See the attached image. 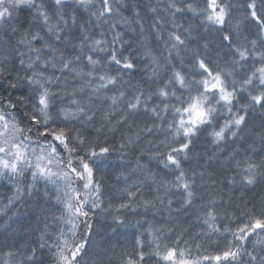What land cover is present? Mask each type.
Segmentation results:
<instances>
[{
	"label": "snow or ice",
	"instance_id": "6c2138e0",
	"mask_svg": "<svg viewBox=\"0 0 264 264\" xmlns=\"http://www.w3.org/2000/svg\"><path fill=\"white\" fill-rule=\"evenodd\" d=\"M119 3L120 0H51L53 10L50 11L46 0H0V86L5 87V94L0 96V178L10 183L15 181L9 204L19 200L25 190L31 194L38 180L55 185V199L61 210L53 219L68 225L71 234L59 229L54 239L49 237L51 242L42 236L39 247H30L24 257L27 264H44L40 256V249L44 248L48 249L53 264H80L88 241L76 237L82 224L85 233H90L92 226L87 218L96 209L115 210L114 222L125 225L121 212L136 211L135 204L129 200L103 207L102 186L95 172L113 151L119 150L122 158L132 151L142 132L166 133L152 145L155 151L149 154L171 171L174 179L157 180L155 173H148L157 184V191L164 189V195L144 200L140 206L145 212L164 210L171 216L173 211L186 212L202 199L199 189L203 186L205 171L189 172L183 167V161L190 159L198 134L211 128V143L217 146V151L207 156L212 161L222 151L221 145L253 135L247 131L250 116L259 113L264 117V0H203L202 4L200 0L195 3L168 0L162 9L158 4H149V11L154 14L149 27L157 39L163 38L161 28L170 25L165 52L159 57L151 49L144 52L150 60L145 71L156 84L154 90L151 85L147 90L140 84L130 85L123 78L126 71H135L137 65L131 55L119 50L128 41L116 29L121 24L133 23L139 25L141 33L145 29L139 13L129 18L117 6ZM78 8L88 13L83 22L78 21ZM26 10L31 14L30 19L21 21L20 13ZM161 11L170 19L161 16ZM185 12L200 19L204 32L218 33V39L197 37V40L203 39L202 45L189 48L194 39L193 25L186 27L176 18L178 13ZM105 25L107 31L103 28ZM248 25L254 26L255 38L242 33V26ZM73 27L79 28L78 36L72 35ZM91 28L101 30L100 38L92 34ZM108 32L112 34L111 40L107 39ZM213 43L227 52L223 64L211 57ZM188 52L191 57L185 61L182 53ZM13 60L18 61L23 76L19 75ZM174 60H179L180 68ZM112 65L117 66L115 74L110 70ZM49 68L54 71L48 72ZM168 71L170 75L161 77V72ZM74 79L83 83L77 84ZM154 98L159 103H152ZM104 102H107L106 108L102 107ZM17 110L21 112L20 117L16 115ZM141 116L151 120V126L146 124L140 128ZM25 119L27 124L22 126ZM73 122L81 127L69 126ZM87 126H92L96 139L89 140L82 134L81 128ZM123 129L127 133H121L117 149L107 142L108 133ZM101 135L103 141L99 140ZM255 139L264 151V131L256 133ZM239 151L234 149L229 153L224 164L235 169V174L227 177V183L231 188L239 187L240 202L229 205L230 214L226 208H217L218 200L212 197L200 205V214L196 217L206 226V237L218 235L226 241L223 249L215 255L192 258L190 250L179 247V239L174 245L164 243L170 229L150 226L147 249L137 237L135 251L124 254L120 264H152L153 261L155 264H204L205 261L264 264V240L257 239L248 247L251 236L264 237V196L258 203L245 199L246 189L251 190L264 181V157L259 161L251 156L237 159ZM137 167L147 166L138 163ZM26 172L31 173V183L25 189L21 178ZM77 181L83 182L82 190L73 186ZM216 182L213 180L212 184ZM132 187L135 186L124 192L134 198L141 189L135 187L133 191ZM173 189L181 197L179 207L175 208L173 200L166 199ZM219 199L223 202L222 196ZM225 219L228 224L235 223V229L218 223ZM6 255L14 257L16 253L9 251Z\"/></svg>",
	"mask_w": 264,
	"mask_h": 264
},
{
	"label": "trees",
	"instance_id": "16d2710c",
	"mask_svg": "<svg viewBox=\"0 0 264 264\" xmlns=\"http://www.w3.org/2000/svg\"><path fill=\"white\" fill-rule=\"evenodd\" d=\"M168 0H120V3L117 5L121 8L122 13L131 18V14L128 13V7L130 6H136L140 9L139 16L143 18L144 21V27L145 30L143 33L140 31L139 25L133 23L131 26L128 25H120L121 32L123 33V39L128 41V43L124 46V48L119 49V45H117V48L124 54V55H131L133 57L134 54L138 56H142V54H139V51H136L134 49L133 44H138L144 47H148V49L152 50L153 55L159 57V50H160V40L157 39L156 34L154 30H147L146 24L149 21L153 20L154 14L149 11V4L156 6L158 4L159 8H164ZM46 3L49 6L50 11H52L51 6V0H46ZM77 17L78 21L83 22L88 18V13L84 11L83 9H77ZM161 16L165 18L167 16L164 12L159 13ZM30 12L28 10L20 13L19 19L21 21H24L25 19H30ZM180 23H183L186 27L190 24L187 23L185 20L181 22L180 20H177ZM91 27V26H90ZM105 26H103L104 30L106 29ZM100 29L91 28V32H97L100 33ZM242 33L247 34L250 36L251 30L249 27H243L242 26ZM218 35V33H212V32H199L197 29L193 28V40L189 43V48L195 49L198 48L203 43V39H195L197 37H207L208 39H213L211 35ZM72 35L78 36L79 35V28L73 27L72 29ZM96 37V36H95ZM144 37H147V39H144ZM251 38V36H250ZM13 43L15 42V37L12 38ZM107 39L111 40V36ZM218 39V38H217ZM131 45L130 47L128 45ZM36 47H40V45H35ZM60 47H63L62 45H58ZM68 52H71V49L67 50ZM201 51H203L201 49ZM141 52V51H140ZM210 53H214V56L219 59V61H223L227 58V52L225 49H218L213 43L212 47L210 48ZM219 54V55H218ZM186 57L190 58L191 53L188 52L185 54ZM148 59V57H147ZM13 63L16 66L17 71L19 72V75L23 76V71L19 70L18 61L13 60ZM177 67V65H176ZM54 70L49 68L48 72H53ZM16 72H14V75ZM56 75H60L59 72L55 73ZM171 72H168V75H170ZM167 75V76H168ZM136 82H133L132 79L129 84H134ZM5 94V87L0 86V96H3ZM103 108L107 107V103L102 105ZM55 113V109L53 110ZM16 115L20 117L21 112L17 110ZM142 118V119H141ZM170 115L168 116V119H170ZM138 120V125L140 128H143L146 126H151V120H149L147 117L141 116ZM261 125L264 123V119L261 118V120H257ZM159 123V121H157ZM167 121H165V124ZM255 122H253L254 124ZM27 124V120L22 121V126ZM251 124V125H253ZM69 126H75V127H81L78 123L73 122V124ZM98 126V125H97ZM250 126H248L249 129ZM81 132L84 136L88 137V139H96L95 134L93 132L92 126L88 128H81ZM124 132L127 133V129H123L121 131H117L119 133V136L108 140L109 144L115 145L116 148H119V143L121 140V133ZM164 133V131H162ZM211 132V128H208L205 132L199 133L198 135H204L209 134ZM90 133H92L90 135ZM116 134V133H115ZM153 135L154 132L147 133L142 132L139 141L134 146L133 151L135 152H150L155 151V149L152 147L153 140L152 137L148 135ZM93 137V138H92ZM35 138V137H34ZM112 138V137H111ZM110 138V139H111ZM209 138L212 139L211 136ZM104 137L101 135L99 137L100 141H103ZM254 140V139H253ZM151 141L152 144H149L148 142ZM238 143L245 144L246 146H249V142L245 140H236ZM237 143V144H238ZM35 146V145H34ZM119 151V150H116ZM200 156L199 153H196L192 150L190 153V159ZM245 156H251L254 160L259 161L261 157H264V154L261 152H253V147L250 148L248 152H246L244 155H240L238 159H243ZM144 162L151 168L152 172L156 174V179H164V180H173L174 174L164 169L163 166L159 163L158 160L152 159L150 155L145 154L144 155ZM199 162V161H198ZM198 162H187L183 161V167L191 172L195 170L196 172H200L202 170V167L205 166L203 163ZM231 168H234L232 165H229ZM101 170V169H100ZM223 171L227 177L233 176L235 172H230V169H226L225 167L221 170ZM98 173V170L96 171ZM227 177L217 181L214 176H212V173L207 174L205 172V176L203 179V186L199 189L200 197L202 199H198L196 204L204 203L208 199L212 197H216L217 200L222 196L223 202L219 201L217 204V208L219 209H227L228 212L231 214L232 207H229V205H233L235 203H239L238 197L240 196V191H234L231 192L232 199L229 201V192L226 190L229 187L227 186ZM150 180V185L153 188L152 192L148 190V186L146 183L140 185L141 191L137 193V196L134 198L125 196V202H128L129 200H132V202L135 204L136 209L143 212V214L146 215L148 219L146 221L142 222L138 218H136V222L139 221V224L129 226L125 223V225H119L117 223L114 224H108L102 221L103 216L105 215V211H98L96 216L91 221V231L90 233H85L84 228L80 229V233L77 234V237L80 239H87L89 247H87L83 253H82V259L80 260V264H120V261L122 259V256L126 253H132L135 251L136 248V239L139 237L145 245V250L147 249V243L150 240V237L148 236V229L151 226L152 228H158L163 226L164 229L168 230L170 229V232H167V237L176 242L177 239H179L180 243L182 242L183 245H187L190 250V243L192 242L194 246H192V250L190 251V256L192 258H195L197 256H203V255H215L217 254L221 249H223L224 244L226 241L219 239L218 235H214L209 239L204 235L206 231V226L203 224L202 221H199V223L196 224V226L191 225L190 221L188 220V225L182 226L180 228V223L185 220L187 216H189L188 212L181 211V212H175L173 211L171 213V216H169V213L167 211L162 210L161 212L157 213L154 210H149L145 212L144 208L140 205L144 200H154V198L157 195H164V189L161 187L159 191H157V184L152 182L151 177H148ZM239 179V177H237ZM199 180V178H198ZM217 181L215 184H212V181ZM100 181V180H99ZM101 186L103 188V184L100 181ZM201 183V182H200ZM198 183V184H200ZM264 183V181H263ZM75 185H79L78 190H82V184L80 181H77ZM146 185V186H145ZM55 186V185H54ZM26 189V186H22ZM53 185L50 183H47L46 181L44 183H40L38 188L34 189L31 194H29L26 190L21 196L19 200H13L11 204H9V198L13 196L15 191V184L8 182L6 179L0 178V249L3 251L4 255L0 256V264H27V262L24 260V257L29 253L30 247H39V244L41 243V237L44 236L46 240L51 242L49 237L54 239V234L58 231V227H52L48 226L46 229L38 228L33 231L29 227L30 223L33 221L31 217V214L28 213V216H25V207L28 206L33 209L34 214L37 215V218L44 214L47 211L52 210V204L56 202V197L54 199L50 200V191L52 189ZM57 188V187H56ZM101 188V189H102ZM236 188H239L238 186ZM225 189V190H224ZM135 190V189H134ZM133 190V191H134ZM50 193V195H49ZM173 190L169 193V196L167 198H171L173 202L175 203ZM219 194L216 196V194ZM38 195L42 198V203L37 204L33 202V199L31 200V195ZM248 196H247V195ZM245 196L247 200L250 202H257L255 198L253 197H259V195L255 194L254 187L251 190L246 189L245 190ZM264 196V192L262 194ZM139 202V203H137ZM226 202V203H225ZM118 205L120 203L117 202H107L103 203V207H107L109 204ZM173 207L175 208L176 206ZM179 207V205L177 206ZM190 209H195L194 207H191ZM199 209V207H198ZM198 209H195L198 211ZM31 210V209H30ZM189 210V209H188ZM16 211V216L14 215V212ZM20 211L21 213H17ZM127 210H122L121 215L126 213ZM198 214L199 211H198ZM236 215L239 216V212H236ZM221 225H227L231 227L232 229H235L236 225L235 223L228 224V221L220 220L218 221ZM63 226V225H62ZM176 226L179 228V230H176ZM68 226L64 224V231L68 233ZM188 229V230H185ZM138 230V231H137ZM113 232L116 234V236L113 234ZM70 236L71 234L68 233ZM76 237V238H77ZM257 239L264 240V237H256L251 236L249 238V244L248 247L251 248L252 244L255 243ZM187 242V244H185ZM182 245V246H183ZM197 245H200L199 249L197 248ZM9 251L16 253L14 257H8L6 253ZM0 253V254H1ZM40 256L43 260V262L46 264L45 261H48L51 257L49 251L47 248L40 249ZM186 258H188L186 256ZM204 264H209V262L205 261ZM211 264H218L216 261H211Z\"/></svg>",
	"mask_w": 264,
	"mask_h": 264
},
{
	"label": "bare ground",
	"instance_id": "6f19581e",
	"mask_svg": "<svg viewBox=\"0 0 264 264\" xmlns=\"http://www.w3.org/2000/svg\"><path fill=\"white\" fill-rule=\"evenodd\" d=\"M188 2L195 3L196 0H188ZM202 2H203V0H200L201 4H202ZM181 6H183V5L181 4ZM128 13L131 14L130 15L131 17H133L136 13H140V9L136 6H130V8L128 7ZM176 18H177V20H180L181 22H183L185 20L187 23H190L191 25H193V28L197 29L199 32H204L203 28L200 26V19L198 17L193 16V14L191 12H185L182 14L178 13ZM165 19L168 20L170 18L168 16H165ZM151 22L152 21H149L146 24L147 30H150V31L152 30L149 27ZM169 27H170V25H164L161 28V32L163 33V38L159 39L160 40L159 54H161L162 52H165V47H166L165 46V40L167 39V29ZM248 27L251 30V33H250L251 38H255L254 26L248 25ZM105 28H106L105 31H107V26ZM144 29H145V27H144ZM116 30L117 31L121 30L120 25L118 26V28ZM92 34L94 36H96V38H100V36L97 32H92ZM218 35L212 34L211 37L213 38L215 36L216 38H218ZM107 36L108 37L112 36L111 32H108ZM37 45H39V44H37ZM128 46L130 47L131 45L129 44ZM133 47H134V49H136V51H139V54L140 55L142 54V56H138L136 54L133 55L132 58H133L134 62L136 63L137 67H136L135 71H131V72L126 71L124 73L123 78H124V80L129 81V83H130L131 79L133 82H136V83L130 84V85L140 84V85H143L146 90L149 88V85H151L152 90H154L156 87V84H153L152 81L149 80L148 74L145 71L146 66H148L150 64L149 58L147 59V56L144 55V52L146 49H148V47H144V46L138 45L136 43L133 44ZM210 54H211V57L213 60H217V58L214 56V53H210ZM182 55H183L185 61H188L190 59V58L186 57L185 54L182 53ZM223 62H224V60L222 62L220 61L221 64H223ZM173 63L175 65H177V68H180L181 65L179 63V60H174ZM116 67H117L116 65L111 66L110 70L112 71V74H115L114 70ZM186 67H187V65H185V68ZM85 71H87V69H85ZM168 72H161V77H166L168 75ZM74 82L77 84L83 83V81L75 80V79H74ZM160 82L162 83L163 81L161 80ZM108 94L111 95L112 93L109 92ZM97 103H100V101H97ZM105 103H107V102H104L103 104H105ZM152 103H159V101L156 98H154ZM261 118L264 119V117H262L259 113L253 114L252 116L249 117L248 126H250V127H249V129L247 128V131L252 132L253 135H251V136L245 135L244 140L249 142V145H252L253 152H261L262 154H264V151L261 150V145H260L259 141L257 139H255L256 133L264 131V123H263V125H261L257 121V120H261ZM141 119H139V120H141ZM219 122L222 123L223 118H221V120ZM253 122H255V123L253 124ZM251 124H253V125H251ZM88 127H90V126H87L85 128H88ZM205 131L206 130H203L200 133H203ZM153 132H154L153 135H150V134L148 135V136L152 137L153 144L158 143L166 135V133L165 132L163 133L162 131L153 130ZM118 136H119V133H117V132L108 133V140H112ZM209 136L210 135L208 133L204 134V135H198V137L195 139V144H194V147L192 150L196 153H199L200 156H196L192 159H189V160H187V162H198L199 161L198 163L205 164V166L202 167V170L207 172V174L212 173V176H214V178L217 181H219V180H222V179L227 177L226 174L223 171H221L224 167L226 169L227 168L230 169L231 173L235 172L234 168H231L229 165L224 164V160L228 156V154L231 153L234 149H240L239 154L237 156V159H238L240 157V155H244L246 152H248L250 150V147L248 145L246 146L245 144L241 145V143H238L237 141H235V142L228 141L227 143L221 145L222 151L217 152L218 158L215 160H212V161H208L207 156L211 155L214 151H217V146L213 145L211 143L212 139L209 138ZM90 140H93V139H90ZM133 149H134V147H133ZM145 154L150 155L148 152H142L141 151V153H140V152H135L132 150L130 152H127L126 155H124L122 158L120 151H113L107 157V159H105L103 161V165L100 168L101 170L98 169V173L95 172V178L97 180H100L102 182V184L104 185L103 188L101 189V199H102L103 203H107L109 201L110 202L113 201V202H117V203L125 202V198H126L125 196H127V195L124 192V189L129 188L130 186H135V187L140 188V185H141L140 181H144V183H146L148 186V190L152 192L153 188L149 184L150 179L148 178L149 177L148 173L152 172L151 168L149 167V165H147L146 168L137 167L138 163L141 166L146 165L144 162V155ZM41 182H42V180H38L36 182L35 189L38 188V186ZM197 182L200 183V180H198ZM11 183L15 184V181H13ZM29 183H31V173L26 172L25 176L23 178H21V186L27 187V185ZM80 183L82 184L83 182L80 181ZM144 183H143V186H144ZM227 186L229 187L228 189H226L228 192H230V191L232 192L234 190V188H231V186H229L228 183H227ZM74 187H76L78 189L79 185H75ZM135 187H132L131 190H134ZM234 191H239V188L235 187ZM254 191H255L256 195H259V197H253V198H255V200L258 203L260 200V197L262 196V194L264 192L263 181L258 182L257 185L254 186ZM173 192H174L173 194H174V199H175L174 206L177 207L180 204L181 197H180V194L178 192H176L175 189H173ZM50 193H51V195H50ZM50 193H49L50 200L54 199L57 196L56 186L53 185ZM60 194L61 195L63 194V189H61ZM218 195L219 194L217 193L216 196H218ZM247 196H245V199ZM30 198H31V200L33 199V202L37 203L38 205L42 203V198L38 195L33 194L30 196ZM219 201H220V199L218 200V202ZM200 205L201 204L198 203V204H195L193 207L195 209H198V207H200ZM24 207H25V211H26L25 216L26 215L28 216V213H29V214H31L30 218L33 219V221L29 225V227L31 229H33V231L38 229V228L46 229L48 226L52 227V225H53V227H58L57 228L58 230L64 229L63 223L58 222V221L53 219L54 216L60 215V210H61V205L57 204L56 202H54L52 204V210L47 211L44 214L42 213V215L39 217V219L37 218V215L39 216V214H36V213L34 214L33 209L31 207H28V206H24ZM195 209L187 210L189 216H187L185 218V220H183V222L180 223V226H179L180 228H182V226L188 225V220L190 221V224L194 225V226H196V224L199 223L196 219V217L199 214H198V211H196ZM1 210L2 209H0V212H1ZM98 211H100V210L96 209L93 212H90V215L87 218L89 224L91 223L92 219L96 216ZM17 213H21V212L18 211ZM14 215L16 216V211L14 212ZM114 215H116L115 210L110 211V212H106L102 218V221L105 223H108V224H114L115 223L113 220ZM121 216L125 220V223L128 224L129 226H133V225L136 226V224H137L136 218H138L142 222H144V221H146V219H148L146 217V215L143 214V212H141L137 209H136V211L127 210L126 213H124ZM45 217H47V219ZM46 225H47V227H46ZM83 228H84V225L82 224V229ZM176 230H179V228L177 226H176ZM185 230H188V229H185ZM78 233H80V230ZM113 234L116 236V234L114 232H113ZM76 239L77 240H84V239H80L79 237H77ZM170 239L167 237V239L164 241V243H167L169 245H174L175 242L170 240ZM182 245H183V243L182 242L180 243V241H179V247L189 249L187 247V245H183V246ZM146 246H148V243ZM192 246H194V244L191 242L190 243V251L192 250V248H191ZM87 247H89L88 244L86 245V248ZM2 251L3 250L0 249V253ZM3 255H4L3 253L0 254L1 257ZM45 262H46V264H53L52 258H50L48 261H45ZM152 264H155V261H153Z\"/></svg>",
	"mask_w": 264,
	"mask_h": 264
},
{
	"label": "rangeland",
	"instance_id": "374dc122",
	"mask_svg": "<svg viewBox=\"0 0 264 264\" xmlns=\"http://www.w3.org/2000/svg\"><path fill=\"white\" fill-rule=\"evenodd\" d=\"M5 180V179H4ZM42 182L44 183L45 181L44 180H42Z\"/></svg>",
	"mask_w": 264,
	"mask_h": 264
}]
</instances>
